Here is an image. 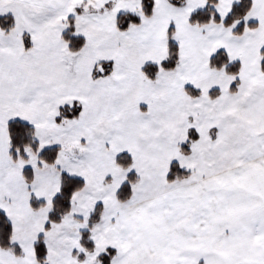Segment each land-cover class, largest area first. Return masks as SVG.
<instances>
[{"label":"snow or ice","instance_id":"obj_1","mask_svg":"<svg viewBox=\"0 0 264 264\" xmlns=\"http://www.w3.org/2000/svg\"><path fill=\"white\" fill-rule=\"evenodd\" d=\"M0 264H264V0H0Z\"/></svg>","mask_w":264,"mask_h":264}]
</instances>
